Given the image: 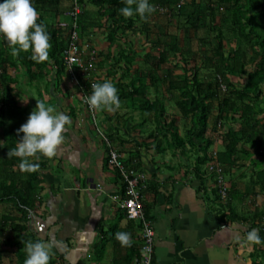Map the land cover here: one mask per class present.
Wrapping results in <instances>:
<instances>
[{
  "label": "trees",
  "instance_id": "obj_1",
  "mask_svg": "<svg viewBox=\"0 0 264 264\" xmlns=\"http://www.w3.org/2000/svg\"><path fill=\"white\" fill-rule=\"evenodd\" d=\"M72 1L66 10H62L61 0H34L39 12L38 22H43L50 33L51 48L47 60H34L31 49L22 50L19 56L13 55L12 46L0 36V138L3 139L0 147V206L10 204L13 207V212L2 213L0 216V243L3 242L5 231L10 229L13 235L10 239H4V245L14 247L18 264H24L26 259V243L37 241L29 231L28 216L41 202L38 199V185L42 182L39 171L43 164L36 171H26L20 168L22 158L9 153L19 138L16 130L29 115V107L23 105V94L28 99L37 97L40 100L39 79L42 78L46 85L55 83L53 88L58 89L63 76L67 75L63 52L68 43V29L60 27L59 23L69 21L65 12L71 9ZM77 3L81 6V13L78 14L80 36L97 25L108 31L107 40L110 45L116 42L118 34H125L126 31L155 35L152 31L156 28L154 17L159 6V11L169 13V16L184 8L176 0H150L155 11L144 19L138 14L133 17L123 16L119 10L125 6V0H77ZM186 6L184 10H187L188 29H192L194 35L180 38V41L176 38L167 41L163 40V35L158 34V39L153 45L151 43L147 52L146 63L143 62L144 66L135 70L130 83L131 89L123 90L116 86L118 95L120 98L138 100L141 114H153L161 133H171L173 146L185 149L189 145L186 160L190 163L188 166H195L198 178L202 179L203 175L208 174L207 166L210 164L222 166L224 174L228 175L229 198L226 202L221 201L218 196L213 175L209 174V178L211 195L220 205L223 215L228 214L231 219L237 217L233 201L239 192L233 175L237 176L239 169L253 167L248 177L247 193L252 196L254 215L248 220L250 229L259 228V234L264 237V206L259 210L255 202L257 198L264 199V164L256 161L253 155L254 150L264 152V0H190ZM179 14L184 15V12ZM50 15L57 17V21L48 20ZM199 30L206 31L207 36L200 40L198 38V50L192 52L191 41L197 39L196 33ZM230 41L234 46H228ZM199 51L203 54L201 64L193 58ZM124 54L125 63L133 65L135 56L125 51ZM12 69L21 70L23 77H28V84L22 83L12 73ZM203 71L207 75L203 76ZM231 75L243 77L245 82L237 85L230 79ZM33 80L36 82L32 83ZM159 84L165 87L171 99H166L163 94L158 96ZM77 88L80 93L84 88L90 95L86 82H82ZM152 88L156 93L154 99L150 98L149 93ZM45 91L49 93L48 90ZM35 93L37 95L34 97ZM168 100L175 104L182 118L190 120V127L183 126L181 130L176 124V115L167 119ZM29 103L32 105V102ZM212 116L216 124L224 120L239 124V128L230 126L220 135L223 146L216 153L210 148L216 144L213 143L215 136L212 137L209 132ZM213 131H216L215 127ZM108 137L112 141L113 138ZM130 157L131 159H124L125 166L138 170L141 166L138 152L132 153ZM134 160L135 164L132 163ZM105 162L107 164V159ZM118 176L123 194L124 184L119 173ZM204 180L202 179L201 185H204ZM144 214L150 218L145 206ZM251 243L254 248L259 245ZM261 245L262 248H256V259L252 264H264V243ZM2 253L0 247V264H3ZM55 263L52 258L48 262Z\"/></svg>",
  "mask_w": 264,
  "mask_h": 264
},
{
  "label": "crops",
  "instance_id": "obj_2",
  "mask_svg": "<svg viewBox=\"0 0 264 264\" xmlns=\"http://www.w3.org/2000/svg\"><path fill=\"white\" fill-rule=\"evenodd\" d=\"M70 4L71 0H61L60 8ZM101 30L105 28L88 29V40L81 36L83 42L100 51L96 59L99 68L95 65L82 82H86L90 94L93 83L105 80L130 90L135 64H113L110 60L119 54L120 46L137 60L144 52L136 47H145L149 52L144 44L147 40L136 37L140 33L126 31L110 45L107 39L101 41ZM65 81L63 78L58 89L53 88L55 83L39 85V99L56 112L68 114L71 123L65 126L64 139L55 156L38 153L28 157L43 164L39 171L42 182L38 185L41 202L29 213V231L37 240L51 245L55 264H137L141 256V222L128 219L117 207L123 197L119 172L107 166V149L94 128L91 113L77 98L79 94H73L77 89L67 90L69 82ZM36 98L27 99L25 104L23 100L29 113L36 106ZM120 101L114 111L94 108L95 125L113 138L111 142L123 160L131 159L135 152L140 156L138 170L145 176L143 204L155 232L152 264H252L256 258L246 235L250 230L248 219L254 212L245 179L233 175L239 194L233 201L237 217L231 219L222 214L211 195V175H203L206 180L201 185L195 166H188L189 145L185 149L173 146L171 133H161L153 114H140L138 100L121 97ZM2 144L0 138V147ZM1 156L0 151V159ZM261 200L264 199L258 198L256 204L259 210L264 206ZM117 233L129 234L130 243H122Z\"/></svg>",
  "mask_w": 264,
  "mask_h": 264
},
{
  "label": "clouds",
  "instance_id": "obj_3",
  "mask_svg": "<svg viewBox=\"0 0 264 264\" xmlns=\"http://www.w3.org/2000/svg\"><path fill=\"white\" fill-rule=\"evenodd\" d=\"M119 11L125 17L138 14L146 19L155 11V6L150 0H125V6ZM38 17L39 12L34 0H0V36L12 46L13 55L19 56L22 50L31 49L34 60L40 62L49 58L50 33L43 22H38ZM91 89V94L86 97V102L90 106L97 109L108 108L112 111L120 107L118 89L112 81L93 83ZM70 123L71 117L68 114L56 112L43 100H37L34 109L16 130L19 138L9 154L22 158L21 169L36 171L40 167L39 163L30 161L28 157L36 156L38 153L48 157L55 156L57 146L64 139L65 126ZM259 233V228H251L246 238L249 242L262 244L264 237ZM117 238L124 244L130 243L127 233H117ZM25 250L27 256L24 264H48L51 259V245L42 240L28 241Z\"/></svg>",
  "mask_w": 264,
  "mask_h": 264
},
{
  "label": "built area",
  "instance_id": "obj_4",
  "mask_svg": "<svg viewBox=\"0 0 264 264\" xmlns=\"http://www.w3.org/2000/svg\"><path fill=\"white\" fill-rule=\"evenodd\" d=\"M80 13L81 6L77 3V0H73L71 9L65 12L66 16H69V21L59 23L60 27L68 29V43L63 52V64L70 81L78 87L82 85L84 77L95 70L97 59V50L93 45L83 42L80 36L78 25V14ZM83 89L81 103L90 111L94 121V107L86 102V97L89 94ZM96 128L102 143L107 149V164L119 172L124 184L123 197L118 201L117 207L128 219L141 222V256L137 264H152L155 232L151 221L144 214L142 189L145 184V176L139 170L127 168L122 153L100 128ZM207 170L214 177L213 181L220 200L226 202L229 198V184L225 180L222 166L212 163L207 166Z\"/></svg>",
  "mask_w": 264,
  "mask_h": 264
},
{
  "label": "rangeland",
  "instance_id": "obj_5",
  "mask_svg": "<svg viewBox=\"0 0 264 264\" xmlns=\"http://www.w3.org/2000/svg\"><path fill=\"white\" fill-rule=\"evenodd\" d=\"M177 1V4H183V10L182 8L176 13V14H173L172 16H169V13H162L159 11V8L160 6L158 7L157 9V13L155 15V22H156V28L154 31L152 32H155L156 34H152V35H143V34H139V35H136V37H143L142 39L140 40H147L145 41V45L149 48L150 50V47H151V43L153 45L154 41H156L158 39V34L160 35H163V40H167V41H172L173 39H177L178 41H180V38H183L188 35H194V31L192 29H188V21L186 20V13H187V10H184L187 6L186 4L190 2V0H176ZM197 1H200V0H197ZM63 10V8H61ZM67 9V8H66ZM64 9V10H66ZM159 11V12H158ZM164 12H166L164 10ZM181 12H184V15L182 14H179ZM48 20H50L51 22H56L57 21V17H54L53 15H50L48 17ZM95 28L97 29H104L102 27H98L97 25H94ZM165 27H166V30L168 31V33H166V30H165ZM107 30H101L100 32V35L99 37H101V41L103 42L105 39H107ZM92 33V32H91ZM103 33V34H102ZM121 33V32H119ZM84 38L86 40H88L87 38V34L84 33ZM128 34H131V31H128ZM121 34H118V36H120ZM135 35V34H133ZM196 38L195 40H192L191 41V51L194 52V51H197L198 50V38L200 40V38H205L207 36V32L206 31H201L199 30L197 33H196ZM200 42V41H199ZM231 43L230 45L228 46H234V43L233 42H229ZM200 45V44H199ZM189 47V46H188ZM131 50L134 52V49L135 47L134 46H131ZM145 48V47H144ZM142 49L140 48V46H138V48L136 47V50H142V52H144V54L142 56H139L136 60V57H134L135 59V66L136 68L138 67H141V66H144V63L145 62V59H146V56H147V52L145 51V49ZM229 49V47L227 48ZM97 50V56L100 55V51ZM119 51V54L116 53L115 57L113 59H111L110 61L112 62L113 61V64H117L118 61H121V62H126V55L124 54V49H122V46H120V48L117 50ZM136 53V52H135ZM193 56V55H192ZM193 58L197 59V62L201 64V61H202V58H203V54L199 51V53L195 56H193ZM146 63V62H145ZM133 64V65H134ZM98 64H96V68H99V65L97 66ZM132 66V65H131ZM189 67V66H187ZM113 68H114V65H113ZM12 73L19 79V80H22V83L24 84H28V77H23V72L21 70H14L12 69ZM205 76L207 75V72L206 71H203L202 72ZM128 77V76H127ZM63 78H65V83L68 84L69 82V85L67 90H69L70 88H76L77 90L76 91H73L75 93H78L79 96L77 97L79 99V101H81V96H82V93H80V90L79 88H77L78 86L74 85L70 79L68 78V76L64 75ZM230 79L232 80L233 83L237 84V85H240V84H243L245 82V79L243 77H238V76H234V75H231L230 76ZM68 81V82H67ZM36 82V80H33L32 83ZM39 83L40 84H43L45 85L46 82L44 80L39 79ZM158 88H160L158 90V96H162V94L164 95V97H167L166 99H171L170 97V94L167 93V90L165 89V87L162 85V84H159ZM47 89V87H46ZM52 94H56L54 91H51ZM149 93H150V98L151 99H154V96L156 95V93L154 92V89L152 88L151 90H149ZM168 95H167V94ZM155 94V95H154ZM37 95V93H35V96ZM23 98L26 99V95L23 94ZM24 104H25V101H24ZM167 104V109H168V115H167V119L170 120V118H173V115L175 116L176 115V124L178 125V127H180L181 130H183V126L184 128H187V127H190V120L189 119H184L181 117L180 113L178 112L175 104L173 102H170L169 100L166 102ZM215 112V111H214ZM213 112V113H214ZM141 114V113H140ZM259 116V115H258ZM261 116V114H260ZM96 121V120H94ZM93 121V125H94V128L95 130L97 129L96 125H95V122ZM210 126H211V130H209V132L211 133L212 137H214L215 139L213 140L214 142L213 143H216V144H213L210 148L212 150V152L216 153L218 152L222 146H223V142H222V139L220 138V135L221 134H224V132H226L228 130V128L231 126V127H234V128H239V124L238 122L236 121H232V120H224V121H220L216 124V122H214V117L212 116L210 118ZM214 127L216 128V131H213ZM213 147V149H212ZM253 155H254V158L256 159V161L260 162V163H263L264 164V152L263 150L261 151H258L256 152L255 150L253 151ZM253 167L249 166L247 167L246 169H239L237 170V173L240 174L238 175L236 173V175H238V177H243L245 179L244 183L248 184L247 182L249 181L248 180V177L251 175V171H252ZM243 174V175H242ZM225 176V180L226 182L228 183V175L227 174H224ZM250 194V193H249ZM260 199V198H259ZM256 204L258 203V198L255 200ZM261 202H264V200H261ZM259 207V206H258ZM13 207L10 205V204H7V205H1L0 206V216L2 213H9V212H13ZM137 221V220H136ZM13 235V232L8 229L5 231L4 233V238H3V242L0 243V247L2 249V256H3V264H18L17 261H16V256H15V249L14 247L12 246H9V245H4L5 241L4 239L6 238H11ZM251 243V242H249ZM252 244V243H251ZM253 245V244H252ZM250 245V246H252ZM263 245L259 244L256 248H262ZM254 248V246L252 247L251 251L253 252V254H256L258 249ZM258 260H260V258H258ZM260 264H263V262H261Z\"/></svg>",
  "mask_w": 264,
  "mask_h": 264
}]
</instances>
